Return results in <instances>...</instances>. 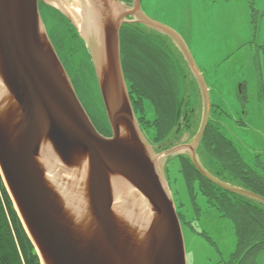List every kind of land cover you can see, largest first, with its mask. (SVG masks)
<instances>
[{
	"label": "water",
	"instance_id": "95a60500",
	"mask_svg": "<svg viewBox=\"0 0 264 264\" xmlns=\"http://www.w3.org/2000/svg\"><path fill=\"white\" fill-rule=\"evenodd\" d=\"M40 3L63 13L80 38L63 20L58 29ZM125 24L169 37L200 88L194 141L165 155L153 149L131 102ZM48 31L68 65L80 69L75 83L84 103L101 104L97 78L111 136L95 127ZM210 113L207 84L184 41L143 12L141 0H0V174L42 264H188L164 167L176 154H187L214 184L264 204L200 162Z\"/></svg>",
	"mask_w": 264,
	"mask_h": 264
},
{
	"label": "rangeland",
	"instance_id": "374dc122",
	"mask_svg": "<svg viewBox=\"0 0 264 264\" xmlns=\"http://www.w3.org/2000/svg\"><path fill=\"white\" fill-rule=\"evenodd\" d=\"M141 6L155 21L174 30L187 46L214 106L209 120L233 141L247 163L259 164V158L264 162V0H141ZM169 41V48L160 45L162 53L176 66L178 97L186 94L188 100L179 126L164 142L151 143L162 155L194 141L202 113L198 83L181 51ZM157 116L158 112L151 110L147 119ZM152 130L148 128L145 134L150 141ZM180 155L187 156L176 154L164 167L181 215L188 264H236L239 235L233 218L211 207L210 198L196 186L190 188ZM241 264H264V249Z\"/></svg>",
	"mask_w": 264,
	"mask_h": 264
},
{
	"label": "trees",
	"instance_id": "16d2710c",
	"mask_svg": "<svg viewBox=\"0 0 264 264\" xmlns=\"http://www.w3.org/2000/svg\"><path fill=\"white\" fill-rule=\"evenodd\" d=\"M121 1L130 4L133 0ZM41 5L47 9L48 14H51L52 19L57 24V28L60 27L59 20H63L75 33L76 37L80 36L71 21L58 9L40 3V11ZM42 18L46 28H48L43 13ZM49 35L95 127L100 133L111 135V128L105 112L93 63L92 69L96 78L101 106L90 103L89 99H87V103H84L78 91V86L75 83L77 81L80 86V69L68 65V62H70L68 60L69 57L67 54H62L61 42L57 43L50 33ZM55 37L58 40V36L55 35ZM169 40L163 34L157 32L147 33L137 26L124 25L121 30L122 66L131 102L144 133L146 134L148 128L153 129L154 135L151 142L155 145L164 142L171 135L175 127L179 126L181 119L185 116L184 106L188 100L186 94L178 97L180 85L178 86L177 84L176 66L167 57V53H162L164 50L161 49L160 45L167 44L169 48ZM88 55L91 59L90 53ZM74 62L78 63L76 60ZM81 90L87 97L86 94L88 92L84 88H81ZM213 107L212 104L211 115L214 111ZM151 110H156L158 116L149 120L147 119V115ZM180 156L184 160L183 167L190 188L194 190V186H196L202 195L210 198L209 203L211 207L216 206L225 216L233 218L239 235L238 251L234 254L236 264H241L242 261H246L254 253L263 250L264 204L225 190L214 184L199 171L188 156ZM199 156L202 161L204 159L201 162L205 168L220 180L232 186L250 190L264 198V162L259 158L257 161L259 164L255 163L251 165L247 163L238 153L233 141L211 120L208 122L200 143ZM179 218L181 220L180 214ZM249 245V251L247 252L246 250L244 252V249H247ZM242 253L244 255H241ZM0 264H42L35 247L23 227L1 174Z\"/></svg>",
	"mask_w": 264,
	"mask_h": 264
},
{
	"label": "flooded vegetation",
	"instance_id": "af4514ba",
	"mask_svg": "<svg viewBox=\"0 0 264 264\" xmlns=\"http://www.w3.org/2000/svg\"><path fill=\"white\" fill-rule=\"evenodd\" d=\"M143 10V9H142ZM144 12V11H143ZM132 25H134V27H136L137 25L138 26H141V27H144V29H147V30H150V31H153L152 29H149V28H147V27H145L144 25H142V24H132ZM159 33V32H158ZM191 71V70H190ZM68 72V71H67ZM192 74V73H191ZM105 136H111V135H107V134H105Z\"/></svg>",
	"mask_w": 264,
	"mask_h": 264
},
{
	"label": "crops",
	"instance_id": "0c3cea01",
	"mask_svg": "<svg viewBox=\"0 0 264 264\" xmlns=\"http://www.w3.org/2000/svg\"><path fill=\"white\" fill-rule=\"evenodd\" d=\"M256 201V200H255Z\"/></svg>",
	"mask_w": 264,
	"mask_h": 264
}]
</instances>
